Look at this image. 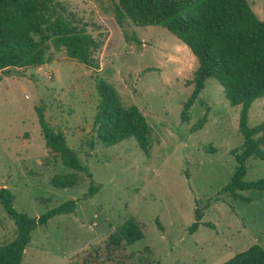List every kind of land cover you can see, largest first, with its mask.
Returning <instances> with one entry per match:
<instances>
[{"label":"rangeland","instance_id":"obj_1","mask_svg":"<svg viewBox=\"0 0 264 264\" xmlns=\"http://www.w3.org/2000/svg\"><path fill=\"white\" fill-rule=\"evenodd\" d=\"M62 1L101 41L93 52L98 69L51 48L47 63L18 69L23 76L0 72V187L12 192L17 211L32 217L76 200L73 213L56 215L32 231L21 264H81L128 218L144 236L106 264H221L252 244L264 248V190L240 191L248 200L218 194L234 175L233 152L243 144L240 106L208 78L182 120L198 66L184 43L159 25L126 20L119 26L113 13L117 0ZM248 2L264 19V0ZM99 78L113 85L122 105H136L145 116L152 135L148 156L134 138L109 147L97 141L92 128ZM36 106L65 133L91 176L64 167L46 148ZM262 121L264 95L248 111L250 127ZM246 165V180L264 178V160L250 157ZM67 173H75L74 186L51 184L55 175ZM91 182L98 191L85 198ZM196 210L202 218L190 232ZM15 233L0 203V245Z\"/></svg>","mask_w":264,"mask_h":264},{"label":"trees","instance_id":"obj_2","mask_svg":"<svg viewBox=\"0 0 264 264\" xmlns=\"http://www.w3.org/2000/svg\"><path fill=\"white\" fill-rule=\"evenodd\" d=\"M113 13L119 26L129 20L136 26L165 28L196 57L193 89L184 102L182 120H187V111L208 78H215L223 87L226 99L240 106L238 128L243 144L233 152L235 173L218 194L248 200L240 191L264 190V178L245 179L247 160L250 157L264 160V121L253 127L248 125L251 103L264 95V19L257 17L248 0H117ZM132 39L141 44L136 36ZM100 46L101 41L87 32L86 26L68 11L62 0H0L1 73L23 76L18 69L47 63L51 48L64 50L68 58L98 69L93 52ZM96 92L98 107L92 129L97 141L109 147L134 138L148 156L152 135L139 108L122 105L115 88L105 79L96 80ZM35 111L46 148L59 157L64 167L91 176L77 152L67 145L65 133L46 120L43 106H36ZM204 122L205 119L197 127ZM75 177V173L57 174L51 184L58 188L71 187L76 184ZM97 191L98 186L91 182L83 196L87 198ZM13 198L8 188L0 187V203L16 226L15 237L0 245V264H21L32 231L46 225L54 216L73 213L76 209V200L70 199L32 217L17 211ZM201 218L202 214L196 210L190 232L197 229ZM143 236L139 224L128 218L109 234L103 249L96 247L88 252L81 264H106L117 250L131 246ZM221 264H264V248L252 244Z\"/></svg>","mask_w":264,"mask_h":264}]
</instances>
